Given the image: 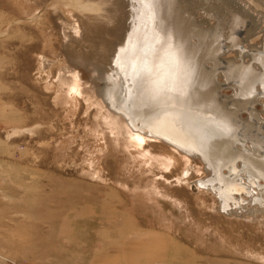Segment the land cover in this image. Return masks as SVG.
<instances>
[{
  "label": "rangeland",
  "instance_id": "1",
  "mask_svg": "<svg viewBox=\"0 0 264 264\" xmlns=\"http://www.w3.org/2000/svg\"><path fill=\"white\" fill-rule=\"evenodd\" d=\"M118 1L105 72L129 87L143 2ZM179 1L196 24L218 32L222 58L259 64L264 0ZM104 3L0 0V264H264L257 189L223 210L211 185L198 184L213 177L204 161L147 129L141 139L101 96L106 76L68 58L67 46L85 43ZM222 12L250 19L252 28H231ZM238 31L241 45L227 46ZM221 72L220 101L230 102L235 90ZM234 113L264 133V94Z\"/></svg>",
  "mask_w": 264,
  "mask_h": 264
},
{
  "label": "bare ground",
  "instance_id": "2",
  "mask_svg": "<svg viewBox=\"0 0 264 264\" xmlns=\"http://www.w3.org/2000/svg\"><path fill=\"white\" fill-rule=\"evenodd\" d=\"M104 1L105 7L102 6L104 8L98 22L85 43L74 40L72 45L67 46L68 58L74 60L75 64L90 62L100 70L101 77L106 76L101 96L112 110L131 123L133 132L141 139L148 133L152 134L183 150V153L204 161L213 172V177L211 182L210 179L199 182L206 187L211 185L223 210L230 206V201L240 206L243 202L240 194L253 192V187L259 192H253V196L261 205L264 204V133H261L258 124L240 121L234 113L235 109L251 110L252 99L258 94L263 96L264 53L256 58L259 59L257 65L227 61L220 56L224 50L219 45L218 32H210L196 24L184 3L179 0H141L143 7L138 12L137 20L143 37L139 55L134 57L131 54L132 62L135 59L130 71L133 86L126 87L121 80L114 79L109 71L105 72L115 54L113 45L117 40L110 27L120 14L118 0ZM220 14L231 28H252L253 21L241 19L240 13L233 16L224 12ZM240 35V31L230 35V45L226 43L227 46L238 48L241 45ZM78 45L79 49L76 48ZM120 48L124 46L121 44ZM210 58L214 59L215 64H206ZM220 68L221 74L228 79L227 84L231 83L235 90V98L230 102L220 101L223 95L219 90L226 85L215 79ZM70 76L73 85H79L77 74L74 72ZM257 84L260 88H257ZM116 90H119V94ZM223 107L230 108V111ZM136 123L139 126L134 125ZM249 141L254 146L246 148L244 143ZM235 193H238V197L234 198ZM247 210L252 211L251 207Z\"/></svg>",
  "mask_w": 264,
  "mask_h": 264
},
{
  "label": "water",
  "instance_id": "3",
  "mask_svg": "<svg viewBox=\"0 0 264 264\" xmlns=\"http://www.w3.org/2000/svg\"><path fill=\"white\" fill-rule=\"evenodd\" d=\"M198 184H200V183L198 182Z\"/></svg>",
  "mask_w": 264,
  "mask_h": 264
}]
</instances>
